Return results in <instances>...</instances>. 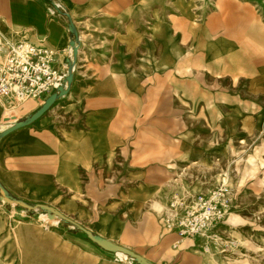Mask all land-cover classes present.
Returning a JSON list of instances; mask_svg holds the SVG:
<instances>
[{"label": "crops", "instance_id": "crops-1", "mask_svg": "<svg viewBox=\"0 0 264 264\" xmlns=\"http://www.w3.org/2000/svg\"><path fill=\"white\" fill-rule=\"evenodd\" d=\"M176 8L155 14L150 0H0L9 38L58 51L62 70L74 62L69 92L0 137V182L12 196L80 222L96 213L89 203L102 200L103 188L114 211L120 174L127 204H142L167 179L152 173L199 172L198 163L225 145L263 140L264 0H178ZM76 37L70 58L64 49ZM199 68L211 84L183 86L182 70ZM26 101L17 120L40 106Z\"/></svg>", "mask_w": 264, "mask_h": 264}, {"label": "rangeland", "instance_id": "rangeland-1", "mask_svg": "<svg viewBox=\"0 0 264 264\" xmlns=\"http://www.w3.org/2000/svg\"><path fill=\"white\" fill-rule=\"evenodd\" d=\"M177 1L150 0L151 10L155 14L159 10L177 11ZM5 32V36L0 33L1 38L17 42ZM203 70L206 68L187 73L182 70L183 86L190 83L187 82L189 79H194L199 85L211 84L212 81L202 75ZM221 81V75H215L216 88ZM160 83L164 81L160 79ZM217 95L221 99V94ZM25 101L16 99L3 105L0 100V128L9 120L6 116L20 113ZM26 102L35 101L27 99ZM36 103L37 106L42 105L40 100H36ZM216 106L219 105L216 103ZM217 112L216 117L222 114V108L219 107ZM198 164L202 166L199 172L152 173V176L162 181L165 176L167 179L159 185V193L142 204H127L126 182L120 174L118 196L112 197V200H117L113 212L107 210L106 204L110 200L106 188H103L102 200L96 199L89 203L90 207H94L96 201V213L87 215L80 222L69 217L99 234L103 231L98 228V218L108 214L120 224V230L115 236L110 231L104 237L131 248L155 264H264V133L261 141L231 142L225 145L220 156ZM140 181L136 177L135 185ZM222 182L232 189L233 203L229 215L216 230V235L208 246H201L200 241L194 239L180 242L163 220L171 194L207 193ZM160 193L164 199L159 205L152 206L151 203L160 197ZM46 216L47 213L40 208L27 212L18 204L5 202L0 192V264H139L134 258L124 260L117 252L101 248L77 224L55 222L49 217L51 220L46 219Z\"/></svg>", "mask_w": 264, "mask_h": 264}, {"label": "built area", "instance_id": "built-area-1", "mask_svg": "<svg viewBox=\"0 0 264 264\" xmlns=\"http://www.w3.org/2000/svg\"><path fill=\"white\" fill-rule=\"evenodd\" d=\"M64 51L72 57L71 46ZM59 55L58 51L29 40L10 43L0 37V99L11 103L33 99L43 104L60 87H67L69 65L62 70ZM232 203L233 191L225 182L207 193L174 192L167 204L164 224L180 242L194 239L201 246H208L229 215Z\"/></svg>", "mask_w": 264, "mask_h": 264}, {"label": "water", "instance_id": "water-1", "mask_svg": "<svg viewBox=\"0 0 264 264\" xmlns=\"http://www.w3.org/2000/svg\"><path fill=\"white\" fill-rule=\"evenodd\" d=\"M70 30L75 35H77V31H76L73 24H71ZM70 45L73 48V53H74V56L76 57L77 53H78L77 37L71 41ZM73 63L74 62L72 60L68 61V65H69V74L67 76L68 86L67 87H60L59 92L52 93L45 100V102L32 114H30L24 118H21L19 120H17L16 117H14L15 122L9 128L1 131L0 137H2L3 135H5V134H7V133H9L15 129H18L20 127H24V126H27V125L33 123L36 119H38L40 116H42L47 110H49L60 97L66 95L69 92V86L72 84L73 78H74ZM0 192H1V198L5 202L18 204V205L24 207L25 209H27L28 211L34 210L36 208H40L43 211H45L47 213L48 217L53 219L55 222L66 221V222H73L74 224H77L76 222H74V220L72 218H70L69 216H67L66 214L61 212L59 209L55 208L54 206H51V205L45 204V203L30 204V203L24 201L23 199L16 198V197L12 196L9 193V191L2 185L1 182H0ZM77 225L84 233H86V235L88 236V238L91 241L96 243L101 248H103L107 251H110V252H119V251L123 252V253L129 255L130 257L134 258L139 264H155L151 260H149L147 257H145L142 254L132 250L131 248L124 246V245H121V244H118V243L112 241L111 239L106 238L100 234L94 233L93 231H91L90 229H88L87 227H85L83 225H80V224H77Z\"/></svg>", "mask_w": 264, "mask_h": 264}, {"label": "bare ground", "instance_id": "bare-ground-1", "mask_svg": "<svg viewBox=\"0 0 264 264\" xmlns=\"http://www.w3.org/2000/svg\"><path fill=\"white\" fill-rule=\"evenodd\" d=\"M181 2V0H179V3ZM0 29H1V31H2V35L3 36H5L6 34V32H5V30H4V28H3V26H1L0 25ZM1 100V103L3 104V105H6V103H7V100H6V98H4V99H0ZM12 116H15V115H11V116H6L7 118H9V120H12ZM9 120H7V121H5V122H8ZM4 125V124H3ZM2 125V126H3ZM160 195V197L158 198V199H154L153 200V202L151 203V205L152 206H156V205H159V203H160V201L161 200H163L164 199V197H163V194L162 193H160L159 194ZM47 217V216H46ZM46 219H49L48 217L46 218ZM49 220H51V219H49ZM53 221V220H52ZM97 225H98V228L100 229V230H102L103 231V234H107V233H109L110 231H111V233H112V235H117L118 234V232H119V230H120V224L117 222V221H115L111 216H109L108 214H103L102 216H101V218L98 220V222H97ZM109 238V237H108ZM110 239H112V238H110ZM117 254H118V256L120 257V258H122V259H124V260H127L128 258H132V257H130L129 255H127V254H125V253H123V252H117ZM129 260V259H128ZM129 262V261H128Z\"/></svg>", "mask_w": 264, "mask_h": 264}]
</instances>
